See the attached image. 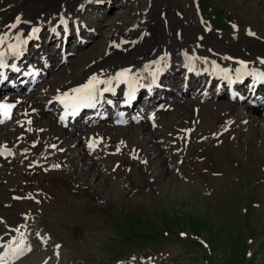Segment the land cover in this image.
Returning <instances> with one entry per match:
<instances>
[{
    "label": "rangeland",
    "instance_id": "rangeland-1",
    "mask_svg": "<svg viewBox=\"0 0 264 264\" xmlns=\"http://www.w3.org/2000/svg\"><path fill=\"white\" fill-rule=\"evenodd\" d=\"M61 1L0 0V4L15 7L9 8L6 13L5 9H0V13L8 17L14 14L25 16L32 10L58 6ZM162 1L132 0L129 4L125 2L120 5L118 0H113L109 6L93 7L95 12H84L83 16L90 24L99 28L100 32L95 33L87 44L79 48L72 46L75 52L70 59L62 62L46 79L48 83L53 84L51 89L69 83L73 76L81 75L92 66L87 67L89 62H96L98 58L107 55L105 50L109 51L107 44L111 33L114 32L117 36L128 25L138 21L141 14H136L137 9H144L146 16L150 14V20L136 25V28L141 29L152 24V20L160 12ZM179 2L178 9L184 16H175L183 21L180 27L188 23L196 29L193 35L197 31L201 32L193 9L194 0ZM201 4L205 11L202 10L205 20L212 22L213 19L214 23L204 39L208 43H216L215 45L228 49L223 52L225 55H240V42L254 40L255 43H260L244 35L247 25L264 38V0H201ZM9 12L13 13L9 15ZM235 22L240 27V34L234 33L237 34L236 40L232 36L231 27ZM136 28L126 29L122 36L110 40L123 41L121 39L124 37L137 33ZM142 45L147 48L149 44L143 42ZM140 46L137 44L134 47L139 49ZM198 98L182 97L178 95V90L174 89L168 101H175L176 105L174 110L162 113V121L169 124L163 131H168L180 118L189 117L193 113V103L199 101ZM242 106L244 105L240 107ZM240 107L235 104L232 106V103H228L224 98L200 102L198 112H201L202 116L194 122V134L199 138L189 143L186 156L189 163L184 164V170L189 173H184V177H177L166 167L164 159L159 156L166 155L159 145V151L155 155L152 152L155 146L149 143V155L157 157L151 159L148 168L152 172L148 170L146 173L149 176L146 174L145 178L155 176V181L148 186L151 187L156 182L158 191H153L152 188L144 191L140 188L145 182L144 176H140L144 175L142 168L133 169L131 174L136 191L129 194V191L120 186V181L122 180L124 186L126 179H110L109 176L105 177L104 173L100 175L93 169L86 170L80 157L76 155L71 156L72 159L69 158V163L75 167L74 176L86 183L80 186L71 184V175L66 176L62 169H31L25 173L27 181L22 180L19 176L21 166L15 163L12 169L6 167L5 176L2 179L0 177V215L12 225L19 215L33 212V226L50 232L53 239H56L54 241L61 240L64 246L59 247L61 252L59 251L58 258H54L55 249L50 247L51 261L55 263L49 264H114L121 258L146 255L156 246L162 250L169 248L176 256V264H264V117L258 115L253 121L240 124L235 130L239 134L234 137L210 143L206 137L211 129L213 135L219 136L220 128L226 127L230 121L233 128L236 116L232 115L240 110L238 116L241 113ZM225 108L230 109L232 115L220 116L219 112ZM212 114L221 118L215 125L216 129L212 126ZM190 118L193 121L195 117ZM49 119V116H45L43 121ZM222 122L227 125L223 123L224 125L220 126ZM183 125L180 121V126ZM230 125L228 129H231ZM55 129L58 128L50 130ZM67 136L66 134L65 137ZM73 138L74 136H70L67 141L72 143ZM131 141H136L134 136H131ZM81 144L77 146L81 147ZM138 147L142 148L141 145ZM115 160L116 158H112V162H103L111 170L110 166ZM175 160L176 156L173 158V161ZM137 170L142 172L139 174ZM126 172L128 171H115L121 176ZM15 185L21 187L15 191L12 188ZM90 185L92 186L89 187ZM22 187H26V190L21 191ZM27 194H33L41 200L31 201L27 199ZM99 195L105 199L104 205L94 203L93 200ZM116 208L123 209L116 211ZM177 233L182 236L181 239L177 237ZM41 234L46 235L44 232ZM39 239L42 243V236H39ZM155 251L161 250L154 249ZM45 254L47 253L43 251L32 253L20 264H37L36 262H41L42 258L46 257ZM163 259L160 264H166L168 259Z\"/></svg>",
    "mask_w": 264,
    "mask_h": 264
},
{
    "label": "bare ground",
    "instance_id": "bare-ground-1",
    "mask_svg": "<svg viewBox=\"0 0 264 264\" xmlns=\"http://www.w3.org/2000/svg\"><path fill=\"white\" fill-rule=\"evenodd\" d=\"M85 1L86 0H83L82 2L79 0H63L62 2L64 3L61 6L60 5L52 6L47 9H43L39 11L32 10L30 14L28 15L26 14L25 16L13 18L11 20H8L9 17L0 13V37H3V41L0 42V48L2 46L7 45V43L10 41H19L29 36L31 30H36L43 34L45 33L47 29L51 27L55 28L56 21H58L59 20L58 18L60 17L67 18L73 15L76 18L80 19L81 9H79V7L76 5L79 4L80 2H81L80 6L85 5ZM106 1H109V0H106ZM179 3H180L179 0H169V1L163 0L162 3L160 4L161 5L160 12H158L159 14L157 17H154V19L152 20L153 22L152 24L143 26L139 32L134 33V34L132 33L133 35H128L126 38L124 37L123 39H121L123 41H116L114 46L112 47L113 51L110 52V54L106 58L97 61L95 66L94 65L90 66L81 75L73 76L71 78L70 83L62 84L63 88L67 89L68 86H71V85H73L75 88H81L83 85L87 84L88 81L93 76H96L98 79L102 81H111L110 84L109 83H98L96 84V86L112 85L116 89L115 94H117V97L120 98L121 90L124 88V85L119 86L117 82H115L114 77H115L116 71L126 66L127 64H131V68L134 69L133 79L131 81H132V85H135V82H138L140 75L146 72V67L148 65H157L160 62H165V65L161 67L160 70L166 69L168 66H170V69H173L174 66L178 65V64L173 65L175 64V62L180 61V65H182L184 61L186 59H189L190 55L192 54L200 56L199 59H195L191 57L192 61L196 60V62H201L203 64H210L213 61L224 62V63L230 62L229 59L233 57L230 55H225L223 53L224 51H227L228 49L215 45L216 43L215 44L208 43L204 41V39H203V41L205 42L204 44L198 43V42L193 43L194 41L197 40V38L195 35H193L194 28L188 23L185 24L183 27L185 35L180 36V37L177 36L178 34L176 30L182 25L183 21H181L178 17H176L173 11L174 9L179 8ZM161 11L165 12L164 16H161ZM12 16L13 15H11V17ZM15 23H16V26L12 27V25H14ZM165 23H167V25H165ZM94 28L95 27L93 26L90 27V31L92 33H93ZM143 30H145V32H144L143 39H141L140 34L143 32ZM134 38H137V41H135V43L141 44L145 42V43H148L149 45L147 46V48L141 45L139 49H136L134 47L135 43H133ZM183 40L186 41L187 46L182 45ZM118 44H120L119 49H117ZM238 49H239L238 51L240 52L239 54L240 55L242 54L244 57L248 59L249 65L252 68L264 66V64L261 62V59H260V57L264 56V42L255 43L254 40L250 42L243 41V42H240ZM38 51H41L42 54L40 55L37 54ZM58 52H59V49H58ZM55 54L56 52L53 46L49 47L46 45H41L40 43L36 42V43H32L30 46L21 48L18 54L14 58H12V62L18 66H21L22 68H25L28 64H32L33 66H36V68H40V73L36 77V80H39L43 77L42 71L44 70L47 71L49 67V70H48L49 72L50 69L58 67L56 65L57 63L55 64V61L51 59V57H53V55ZM240 55H237V59L240 58ZM33 59L35 61H33ZM49 59L53 61V63L52 62L49 63ZM68 59L69 57H67L66 60ZM170 69L167 72H169ZM4 72L10 73L11 70L6 69L4 70ZM31 83L32 82H28V84L24 85L26 87L24 91L28 90V86ZM49 87L50 85H47L45 88H47V90L49 91ZM1 88H3V86ZM17 89L19 90L20 87H18ZM184 90L187 91V94H189L190 96L199 97L200 99L210 98L211 100H213L216 97L213 92H210L207 89H202V92L200 93L190 92L189 88H185ZM204 92L206 93L205 95L202 94ZM43 95L44 94L41 93V90L39 89L37 93L34 95V104L32 103V101H30V100H33L30 98L31 97L30 95L28 96V98L23 94L18 95L21 97V101L18 104L17 114L19 118L17 120V123L16 124L10 123V125L7 124V126H4V127L6 129L16 128L15 136L17 134H27L28 132L24 130L25 122L33 121L35 117H42L43 115L42 114L43 108L36 105V102H38L39 99H42ZM50 97H53V96L49 95L48 97H44V100L46 101ZM249 101H250L249 102L250 104L251 102H254V101L256 102V105L260 103V99L257 98L254 100L253 97H251ZM120 103L121 101L118 100L117 105H119ZM52 105L54 106V103H52ZM237 105L241 106L243 104H237ZM37 107L39 109H37ZM250 108L252 107L246 104L240 107L239 109H241V112L242 111L244 112L246 111V109H250ZM226 115H230V114L227 113ZM211 116H213V114ZM223 117H225V115ZM219 119L221 118H218V116L214 117V121L212 124V126L214 125V128H215V125L218 124ZM89 121L90 120H87L86 122H89ZM226 125L227 124H225V126ZM67 126H69L67 128L74 129V128H77L79 124L74 122L73 120H67ZM37 127H40V126H37ZM142 130H146V127L142 126ZM60 133L62 132L55 131V132H51L50 134L37 133L36 135H41L40 137L41 140L36 142L37 147L35 148L37 152L38 153L42 152L45 156H47L48 153L49 154L54 153L52 150H47L45 148V142L47 143V147H51L50 146L51 144L52 145L56 144L59 147H63V145H66L67 143L66 141L64 142L62 140ZM4 136L6 137V135ZM15 136H14L13 142L16 141ZM35 140L36 138H34V141ZM25 151H26V148H25ZM58 156L63 158L64 154H62V156L60 155ZM62 163L63 164H61L60 166L62 165L64 166L63 169L66 171L65 173H67V175L72 176L73 175L72 170H74V167L71 166L72 164L70 165L67 162H62ZM111 167L112 166H110V168ZM110 175L111 176L119 175V173L117 174L115 172H111ZM109 178L111 179L112 177L109 176ZM153 178H155V176H153ZM19 222L21 224V230L19 231V233L6 232L5 234L2 235V233L5 231H0V236H2V240H5V245L0 248V257L4 258V264L5 263L14 264V261L11 262V260L18 257L17 254L21 249L23 253H28L32 248V244L30 242L31 239L29 238V235H28V230L25 228L26 223L22 220H20ZM41 233L42 232L37 234L38 242L36 243L41 242V240L39 239V236H42L43 238L42 243L46 245L51 244L54 247H59L57 244V242L59 241H53V242L51 241V238H50L51 233L49 235L46 234L44 236ZM11 239H14V243L12 245H8ZM21 241H23V243H21ZM13 249H17V252L14 253ZM3 250L5 252L4 255H2ZM155 253H159V251H155ZM169 258L171 257L169 256ZM169 258H167L168 262H170Z\"/></svg>",
    "mask_w": 264,
    "mask_h": 264
},
{
    "label": "snow or ice",
    "instance_id": "snow-or-ice-1",
    "mask_svg": "<svg viewBox=\"0 0 264 264\" xmlns=\"http://www.w3.org/2000/svg\"><path fill=\"white\" fill-rule=\"evenodd\" d=\"M16 25H12V27H15ZM3 41V37H0V42ZM128 70H125L124 72L120 73L119 76L126 75ZM119 78V77H117ZM97 83H111V81H102L98 80L96 76H93L87 84L83 85L81 88L73 89V92L77 95L72 97L73 107L82 106L87 104L90 101H93L95 99V93H96V84ZM63 102V101H62ZM14 107V105H0V109H10ZM6 116L8 115L7 112L4 113ZM10 118V117H9ZM2 122V121H0ZM23 243V241H21ZM13 252H17V249H13ZM0 264H4V258L0 257Z\"/></svg>",
    "mask_w": 264,
    "mask_h": 264
}]
</instances>
